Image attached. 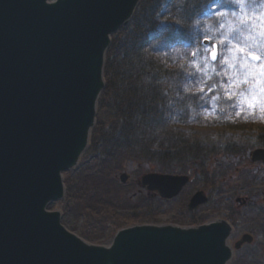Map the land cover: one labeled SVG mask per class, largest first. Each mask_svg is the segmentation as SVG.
I'll return each instance as SVG.
<instances>
[{"label": "trees", "instance_id": "obj_1", "mask_svg": "<svg viewBox=\"0 0 264 264\" xmlns=\"http://www.w3.org/2000/svg\"><path fill=\"white\" fill-rule=\"evenodd\" d=\"M165 8L167 24L160 29L158 17ZM261 32L264 0H245L243 9L234 0L141 1L132 20L112 38L105 68L107 87L99 101L91 146L80 168L65 173L64 213L76 211L85 217L84 238H113L128 224L157 221L168 212H175L176 221L183 224L224 216L238 234L252 231L256 239L237 252L233 264H264V200L236 209V198L254 194L242 188L264 182V165L253 163L249 155L264 148V106L249 107L246 94L254 86L249 80L241 83L245 75L239 68L231 70L233 57L221 64L237 43L246 50L236 49L238 67L243 61L255 62L247 56L249 50L262 58ZM225 34L232 44L219 45L220 58L211 62L205 49L212 46L202 41L209 36L211 44L217 43ZM205 63L212 67L205 69L207 75L197 68ZM225 70L228 76L223 75ZM231 80L239 87H227ZM227 91L236 94L229 99ZM256 123L263 128L254 132ZM225 125L242 127L243 138H231L223 145L204 144L196 133L181 130ZM135 164L143 172L149 165L154 171L189 174L191 179L173 199L133 192L135 184H121L115 173ZM198 184L208 193L209 203L199 214L189 210L184 216Z\"/></svg>", "mask_w": 264, "mask_h": 264}, {"label": "water", "instance_id": "obj_2", "mask_svg": "<svg viewBox=\"0 0 264 264\" xmlns=\"http://www.w3.org/2000/svg\"><path fill=\"white\" fill-rule=\"evenodd\" d=\"M141 0H0V264H232L236 250L224 217L198 226L138 223L93 243L49 209L66 197L97 126L112 37ZM209 40H204L208 45ZM218 59V57H217ZM264 162V148L251 152ZM130 174L122 173L121 181ZM189 176L146 172L143 187L176 197ZM194 209L207 203L198 190Z\"/></svg>", "mask_w": 264, "mask_h": 264}, {"label": "rangeland", "instance_id": "obj_3", "mask_svg": "<svg viewBox=\"0 0 264 264\" xmlns=\"http://www.w3.org/2000/svg\"><path fill=\"white\" fill-rule=\"evenodd\" d=\"M161 21V26L166 24V18L163 16L159 17ZM256 25L259 23H255ZM233 52L236 53V49H233ZM263 57L259 62H252L250 63L249 61L244 62L242 64H239V67L237 64V55L233 54L230 55L229 53L226 54L225 56L227 57H233L231 62L233 61V64L231 65V70H235V68H239L240 71L245 75V78L253 83V88L252 91H249L246 94V98L249 101H253L255 106H264V93L260 91L262 87H264V53ZM199 63V61H197ZM230 62V63H231ZM211 71L212 67L208 66L206 70ZM255 99L253 100V98ZM254 106V107H255ZM263 122V121H260ZM185 130H188L191 133H196L199 138L203 141V143H208V144H224L227 140L230 138L233 139H242L244 130L242 127L236 126V127H231V126H215V127H192V126H184L182 127ZM263 128L259 124H254L252 125V131L257 132V130H260ZM264 165V164H263ZM261 167V166H260ZM263 168V167H262ZM147 171L153 169L151 166L147 165ZM128 172L130 174V182L132 181L133 184H135V187L132 189L133 192H136L139 187L137 184V180L144 174L143 171L138 170L135 165L127 166L124 170L118 171L116 174V179L120 182V173L122 172ZM201 186V185H198ZM197 187V186H196ZM195 187V188H196ZM252 190L254 191V194H250V198L260 201L261 199L264 200V182L263 181H257L253 186ZM146 194V193H144ZM50 209L55 210V209H61L62 211L65 209L64 204L61 202H54L50 206ZM176 214L169 212V213H163L158 216L157 221L153 222H168V221H173L176 218ZM63 222L64 224L71 229L73 232H77L81 234L82 232V225L84 222L85 217L83 215L78 214L76 211L74 212H69L68 214H65L63 216ZM243 224V222L241 223ZM111 238L108 237V239H103V240H93V243H104L108 244L110 242Z\"/></svg>", "mask_w": 264, "mask_h": 264}, {"label": "snow or ice", "instance_id": "obj_4", "mask_svg": "<svg viewBox=\"0 0 264 264\" xmlns=\"http://www.w3.org/2000/svg\"><path fill=\"white\" fill-rule=\"evenodd\" d=\"M235 3L239 4L241 6V8L243 9L244 5H245V0H234ZM218 15H223V13H218ZM221 28L224 27L223 24L220 25ZM261 36H264V32H261L260 33ZM205 39L206 40H211L212 38L209 37V36H205ZM225 41H228L229 44H232V40L229 39V37L225 34L222 36V38L220 40L217 41L216 44H213V46L211 47V49H205V51L208 53V56H210L211 60L212 61H215L218 57V55L220 54V49H219V45H222L225 43ZM233 48L237 49L240 53H244L246 50L244 47H241L238 43L237 44H233L232 45V48H229L227 51L231 52L233 50ZM247 56H250L251 59L253 61H256V60H260L261 57L256 55L254 52L252 51H247ZM192 55L195 57L198 55V52L194 51L192 53ZM208 56H205V61H207L208 59ZM228 60V57L227 56H224L223 59L221 60V64H225ZM195 63V61L193 62ZM208 67L207 63H205V66L204 67H200L199 65H197V68H198V71L204 73L205 75H207V72L205 71V69ZM213 70H214V67H213ZM217 75H220V73H217ZM223 75L224 76H228L229 73L225 70L223 72ZM241 83H247V79L245 78L244 81H242ZM233 85H235L236 87H239V85H236V82L234 80H231L229 82V84L227 85V87H232ZM205 89L204 88H201L200 91L203 92ZM209 91H211V89H208ZM260 91L262 93H264V87H262L260 89ZM236 93H233V92H230V91H227L226 92V95L229 97V99L232 98L233 95H235ZM255 99V97L253 98V100ZM254 102L253 101H249V107H254ZM237 115H239V112L237 113Z\"/></svg>", "mask_w": 264, "mask_h": 264}, {"label": "flooded vegetation", "instance_id": "obj_5", "mask_svg": "<svg viewBox=\"0 0 264 264\" xmlns=\"http://www.w3.org/2000/svg\"><path fill=\"white\" fill-rule=\"evenodd\" d=\"M144 190V189H143ZM145 192H146V190H144ZM194 193V192H193ZM192 193V194H193ZM192 196V195H191ZM190 196V197H191ZM251 202L254 200V199H252V198H248ZM189 200H190V198H189ZM188 200V201H189ZM249 200H248V202H249ZM188 204H189V202H188ZM205 207H201V206H199V208L197 209V211H195V212H197V214H199V212L201 211V210H203ZM239 207H236V209H238ZM183 213H184V216H187L186 214H189V212H187V211H185V210H183ZM246 232H248V231H244V233H246Z\"/></svg>", "mask_w": 264, "mask_h": 264}, {"label": "bare ground", "instance_id": "obj_6", "mask_svg": "<svg viewBox=\"0 0 264 264\" xmlns=\"http://www.w3.org/2000/svg\"><path fill=\"white\" fill-rule=\"evenodd\" d=\"M141 1H142V0H141ZM140 3H141V2H140ZM138 6H139V5H138ZM213 44H216V43H212V44H210V46H213ZM228 52H229V51H228ZM229 54H230V55H233V54L236 55V53H234L233 50H232L231 52H229ZM237 56H238V55H237ZM237 56H236V57H237Z\"/></svg>", "mask_w": 264, "mask_h": 264}]
</instances>
